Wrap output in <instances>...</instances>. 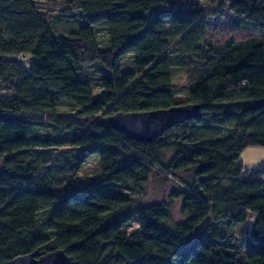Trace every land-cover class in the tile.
<instances>
[{"label": "trees", "instance_id": "16d2710c", "mask_svg": "<svg viewBox=\"0 0 264 264\" xmlns=\"http://www.w3.org/2000/svg\"><path fill=\"white\" fill-rule=\"evenodd\" d=\"M37 1L61 0H0V264L57 250L77 264H264V170L240 163L264 148V35L210 46L203 8L185 0H67L76 12L58 17ZM230 9L236 27L264 29V0ZM86 67L104 73L98 95ZM190 104L202 116L151 144L101 125ZM67 148L81 151L55 161ZM92 158L98 181L83 190L76 177ZM155 172L194 175L173 195L186 218L174 229L168 204L136 208L130 196Z\"/></svg>", "mask_w": 264, "mask_h": 264}, {"label": "rangeland", "instance_id": "374dc122", "mask_svg": "<svg viewBox=\"0 0 264 264\" xmlns=\"http://www.w3.org/2000/svg\"><path fill=\"white\" fill-rule=\"evenodd\" d=\"M191 4L200 5L204 12L206 23L208 26V38L207 44L210 46H220L229 40H234L237 42H244L250 39H256L264 35V29L251 26L248 27L241 25L240 27L235 26L234 18L230 9V0H185ZM39 10L42 13H48L50 9H53L54 15L63 16L64 14L71 15L76 12L74 6L67 3V0H61L56 2L57 4H52L45 1H37ZM55 11V12H54ZM55 27L57 30L64 34L69 35V31L74 28L73 24L68 22H62L58 18L54 20ZM98 39L103 48L107 45V35L104 27H99L97 29ZM128 63V62H127ZM32 61L26 62V67H30ZM129 66V64H127ZM81 75L88 79L94 87H96V94L101 92L98 89L99 80L104 76L97 68L86 67L82 70ZM190 86V81L186 76L181 74L177 76L175 81V91L177 93L178 101L184 103L187 99L188 88ZM183 106V105H181ZM81 150H72L67 148L55 152L56 160H63V157L68 155L76 157ZM65 154V155H64ZM173 157V153L169 152L166 154V163H168ZM240 163L244 166L245 170L252 176L253 174L262 172L264 170V148H250L245 151L240 159ZM2 167L0 163V168ZM97 164L95 159H90L78 173L76 180L77 184L81 189H85L91 183L98 181L97 174ZM194 182V175L192 172L180 173L177 178L166 177L159 172L152 174L148 184L142 187L141 191L138 193H125L130 194L134 207L142 208L151 206L154 204H168L170 211V220L167 226L174 229L177 225L185 222L186 218L182 212L181 200L174 197L176 193H180L185 190V184H191ZM110 190L118 191L116 188L112 187ZM124 193V192H123ZM251 222H248L244 226H239L236 228L234 243L240 249L243 248V238L241 237V232L244 229L250 228ZM138 230V225L134 224L131 228H127L128 233H133Z\"/></svg>", "mask_w": 264, "mask_h": 264}, {"label": "water", "instance_id": "95a60500", "mask_svg": "<svg viewBox=\"0 0 264 264\" xmlns=\"http://www.w3.org/2000/svg\"><path fill=\"white\" fill-rule=\"evenodd\" d=\"M201 107L197 105L176 106L167 110L143 113H119L105 117L101 125L108 130L125 134L130 140L151 144L169 130L199 119ZM11 264H77L63 250L48 253L40 258L35 254L20 256Z\"/></svg>", "mask_w": 264, "mask_h": 264}, {"label": "crops", "instance_id": "0c3cea01", "mask_svg": "<svg viewBox=\"0 0 264 264\" xmlns=\"http://www.w3.org/2000/svg\"><path fill=\"white\" fill-rule=\"evenodd\" d=\"M251 224H252V222H251Z\"/></svg>", "mask_w": 264, "mask_h": 264}]
</instances>
